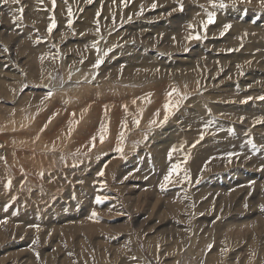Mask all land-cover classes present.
I'll return each mask as SVG.
<instances>
[{"label": "rangeland", "instance_id": "rangeland-1", "mask_svg": "<svg viewBox=\"0 0 264 264\" xmlns=\"http://www.w3.org/2000/svg\"><path fill=\"white\" fill-rule=\"evenodd\" d=\"M262 98L264 0H0V264H264Z\"/></svg>", "mask_w": 264, "mask_h": 264}, {"label": "snow or ice", "instance_id": "snow-or-ice-1", "mask_svg": "<svg viewBox=\"0 0 264 264\" xmlns=\"http://www.w3.org/2000/svg\"><path fill=\"white\" fill-rule=\"evenodd\" d=\"M12 2L18 4L19 3V0H12ZM53 2H54V0H53ZM3 3L7 4V3H9V0H3ZM155 6L156 5L153 4V7H155ZM213 6L215 7V4ZM220 6L221 7H224L225 5L221 4ZM19 11H20V13H22L23 12V8H20ZM214 18H215V13H211V12L208 13V21H207V23H212L214 21ZM207 23L204 25L205 28L207 27ZM226 27H230V25H228ZM199 38L200 37L198 35H193V36H190L189 37V39H199ZM171 95H172V93H169V96H171ZM262 99H264V98H262ZM169 107H170V105H165V108L166 109L169 108ZM166 119H167V116L165 117V120ZM138 123H139V121H137V124ZM93 140H95V137H93ZM101 142H103V136H101ZM179 168H180V165L179 164L173 165L172 166V169L169 171L168 175H166L164 177V180L166 182L169 181V179L173 175V173L176 172V171H178ZM101 175H103V173H101ZM162 187H163V185H162ZM97 199L99 201V198H97ZM93 215H95V213H93Z\"/></svg>", "mask_w": 264, "mask_h": 264}, {"label": "bare ground", "instance_id": "bare-ground-1", "mask_svg": "<svg viewBox=\"0 0 264 264\" xmlns=\"http://www.w3.org/2000/svg\"><path fill=\"white\" fill-rule=\"evenodd\" d=\"M9 6V5H8ZM11 6V5H10ZM107 8V7H106ZM87 10V9H86ZM112 12V11H111ZM124 12V11H123ZM58 17V16H57ZM184 17H186V16H184ZM166 21V20H165ZM174 21V20H173ZM172 21V22H173ZM194 23V22H193ZM144 25H146V24H144ZM180 25V24H179ZM189 26V25H188ZM135 32V31H134ZM138 34V33H137ZM144 35V34H143ZM107 36V35H106ZM126 41V40H125ZM109 42V41H108ZM153 43V42H152ZM164 43V42H163ZM176 46H177V44H175ZM179 45V44H178ZM57 47H58V45H57ZM63 48V47H62ZM164 48V47H163ZM100 49V48H99ZM179 49V48H178ZM81 50V49H80ZM180 50V49H179ZM59 51V50H58ZM162 51V50H161ZM181 51V50H180ZM192 51V50H191ZM56 52V51H55ZM14 57V56H13ZM169 58V57H168ZM18 59V58H17ZM192 59V58H191ZM2 60V59H1ZM77 60V59H76ZM171 61V60H170ZM181 61H183V60H181ZM188 61V60H187ZM10 62V61H9ZM20 62H22V61H20ZM117 62V61H116ZM155 62V61H154ZM164 62V61H163ZM180 62V61H179ZM166 63V62H165ZM181 63V62H180ZM183 63V62H182ZM24 64V63H23ZM198 65V64H197ZM74 66V65H73ZM181 66V65H180ZM192 66V65H191ZM190 66V67H191ZM57 67V66H56ZM107 67V66H106ZM59 68V67H58ZM164 68V67H163ZM131 69H132V67H131ZM193 69V68H192ZM198 69V68H197ZM211 69V68H210ZM18 70V69H17ZM77 70V69H76ZM102 70V69H101ZM177 70V69H176ZM196 70V69H195ZM19 71V70H18ZM199 71V70H198ZM38 73V72H37ZM54 73V72H53ZM56 73V72H55ZM4 75V74H3ZM7 75V74H6ZM48 75H49V73H48ZM34 76V75H33ZM179 76V75H178ZM193 76V75H192ZM191 76V77H192ZM207 76V75H206ZM162 77V76H161ZM189 77V76H188ZM194 77V76H193ZM201 77V76H200ZM154 78V77H153ZM157 78V77H156ZM181 79V78H180ZM192 79V78H191ZM49 80V79H48ZM51 80V79H50ZM192 80H194V79H192ZM196 80V79H195ZM53 82V81H52ZM142 84V83H141ZM179 84V83H178ZM206 84V83H205ZM95 85V84H94ZM15 86V85H14ZM127 86V85H126ZM251 86V85H250ZM110 88V87H109ZM206 88H207V86H206ZM29 90V89H28ZM160 90V89H159ZM148 91V90H147ZM34 92V91H33ZM105 92V91H104ZM107 92V91H106ZM115 92V91H114ZM2 93V92H1ZM42 93V92H41ZM143 93V92H142ZM26 94V93H25ZM103 94V93H102ZM111 94V93H110ZM162 94V93H161ZM256 95V94H255ZM200 96V95H199ZM198 96V97H199ZM206 96V95H205ZM197 97V98H198ZM215 97V96H214ZM217 98V97H216ZM218 99V98H217ZM223 99H224V97H223ZM98 101V100H97ZM104 101V100H103ZM106 101V100H105ZM175 101V100H174ZM191 103V102H190ZM196 104V103H195ZM202 104V103H201ZM205 106V105H204ZM211 107V106H210ZM234 107V106H233ZM217 108V107H216ZM215 108V110H217ZM243 108V107H242ZM112 109V108H111ZM194 109H195V107H194ZM193 110V109H192ZM40 111V110H39ZM190 111H191V108H190ZM194 111V110H193ZM201 111V110H200ZM46 112V111H45ZM201 112H203V111H201ZM174 113V112H173ZM194 113V112H193ZM198 113V112H197ZM205 113H206V110H205ZM219 113V112H218ZM200 114H202V113H200ZM207 114V113H206ZM52 115V114H51ZM107 115V114H106ZM186 115V114H185ZM210 115V114H209ZM30 116V115H29ZM187 116H189V115H187ZM200 116H202L203 117V115H200ZM184 117V116H183ZM191 117V116H190ZM198 117V116H197ZM23 118V117H22ZM95 118V117H94ZM181 118H182V116H181ZM6 120V119H5ZM152 120V119H151ZM192 120H194V119H192ZM7 121V120H6ZM100 121V120H99ZM149 122V121H148ZM158 122V121H157ZM37 123V122H36ZM188 123V122H187ZM207 123V122H206ZM188 124H190V123H188ZM248 124V123H247ZM29 125V124H28ZM129 128V127H128ZM214 128V127H213ZM212 128V129H213ZM216 128V127H215ZM173 129V128H172ZM198 129V128H197ZM217 129V128H216ZM30 130V129H29ZM34 131V130H33ZM193 131V130H192ZM163 132V131H162ZM165 132V131H164ZM196 132V131H195ZM218 133V132H217ZM19 134V133H18ZM173 134V133H172ZM188 134V133H187ZM193 134H195V133H193ZM22 135V134H21ZM47 135V134H46ZM207 135V134H206ZM170 136V135H169ZM44 137V136H43ZM122 139V138H121ZM4 140V139H3ZM132 140V139H131ZM22 145V144H21ZM131 147V146H130ZM45 149V148H44ZM128 150V149H127ZM48 151V150H47ZM155 151V150H154ZM81 153V152H80ZM2 155V154H1ZM156 155H158V154H156ZM36 157V156H35ZM38 157V156H37ZM161 160V159H160ZM48 165V164H47ZM38 167V166H37ZM113 176V175H112ZM45 180V179H44ZM26 186V185H25ZM34 186V185H33ZM48 186H49V184H48ZM24 188V187H23ZM224 195V194H223ZM240 228V227H239ZM229 235H231V234H229ZM240 237V236H239ZM240 239V238H239ZM235 240V239H234ZM147 243V242H146ZM194 245V244H193ZM240 262V261H239ZM247 264V263H246Z\"/></svg>", "mask_w": 264, "mask_h": 264}]
</instances>
